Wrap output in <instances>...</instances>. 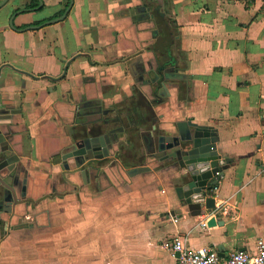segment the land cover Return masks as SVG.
Masks as SVG:
<instances>
[{"label":"crops","instance_id":"crops-1","mask_svg":"<svg viewBox=\"0 0 264 264\" xmlns=\"http://www.w3.org/2000/svg\"><path fill=\"white\" fill-rule=\"evenodd\" d=\"M155 5L0 7V102L17 110L6 137L17 159L0 171V264H178L176 237L221 258L264 238V0H162L173 39ZM189 123L213 128L232 160L212 208L177 198L183 163L161 160L152 141ZM86 125L114 130L109 157L62 160ZM138 166L149 170L128 174Z\"/></svg>","mask_w":264,"mask_h":264},{"label":"water","instance_id":"water-1","mask_svg":"<svg viewBox=\"0 0 264 264\" xmlns=\"http://www.w3.org/2000/svg\"><path fill=\"white\" fill-rule=\"evenodd\" d=\"M7 0L0 1V7ZM67 13L52 20L51 22L60 21ZM152 17L154 16L156 24L165 29V33L172 36V30L169 23L166 21V15L162 8V0H156V5L151 10ZM168 56H171V49L165 51ZM172 57V56H171ZM172 63V62H171ZM17 113V110L6 107L0 102V171L12 170L15 166L16 156L9 153L7 136L10 134V126L12 117ZM110 122V121H109ZM191 130L186 134H178L175 136L156 135L152 136L153 144L158 153H162L161 160L174 159L183 163V169L186 172L181 178V184L175 188L177 198L183 199L188 204H203L206 208L214 206V200L208 196L218 184V181L223 176L232 160L222 158L217 150L216 143L218 138L213 128L206 125H197L189 123ZM84 136L75 138L74 143L65 149L62 154V160L71 157L81 156L86 161L101 160L110 155L111 140L109 132H103L97 128L99 132L95 133L93 126L86 125ZM149 170L145 166L132 168L128 174H138ZM0 172V176H1Z\"/></svg>","mask_w":264,"mask_h":264},{"label":"built area","instance_id":"built-area-1","mask_svg":"<svg viewBox=\"0 0 264 264\" xmlns=\"http://www.w3.org/2000/svg\"><path fill=\"white\" fill-rule=\"evenodd\" d=\"M201 226H206V222L202 221ZM183 242L182 238L176 237L169 244L170 255L178 264H264V238H258L255 241L254 253L237 250L231 252L226 258L219 257L217 252L210 248L190 249Z\"/></svg>","mask_w":264,"mask_h":264},{"label":"trees","instance_id":"trees-1","mask_svg":"<svg viewBox=\"0 0 264 264\" xmlns=\"http://www.w3.org/2000/svg\"><path fill=\"white\" fill-rule=\"evenodd\" d=\"M147 109H150V108H147ZM149 113L151 114V110H149Z\"/></svg>","mask_w":264,"mask_h":264}]
</instances>
